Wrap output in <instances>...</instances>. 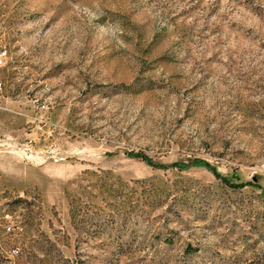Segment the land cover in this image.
Here are the masks:
<instances>
[{
	"label": "rangeland",
	"instance_id": "374dc122",
	"mask_svg": "<svg viewBox=\"0 0 264 264\" xmlns=\"http://www.w3.org/2000/svg\"><path fill=\"white\" fill-rule=\"evenodd\" d=\"M1 52L0 264H264V0H0Z\"/></svg>",
	"mask_w": 264,
	"mask_h": 264
},
{
	"label": "trees",
	"instance_id": "16d2710c",
	"mask_svg": "<svg viewBox=\"0 0 264 264\" xmlns=\"http://www.w3.org/2000/svg\"><path fill=\"white\" fill-rule=\"evenodd\" d=\"M142 160L144 162H146L147 164L151 165L150 162L148 160H146L145 158H142ZM193 164L206 168L213 175V177H215L216 179H220V180L223 179V181H225L226 184L229 185L230 187L239 188V187L243 186L244 183H248V182H241L239 180V175H237V174L230 175L229 176L230 178L229 177L228 178L221 177L215 172V170L209 164H207L204 161L196 160V161L193 162ZM263 183H264V176L258 182V184H257L258 186L257 187L259 189H264V184Z\"/></svg>",
	"mask_w": 264,
	"mask_h": 264
},
{
	"label": "built area",
	"instance_id": "2783aa9c",
	"mask_svg": "<svg viewBox=\"0 0 264 264\" xmlns=\"http://www.w3.org/2000/svg\"><path fill=\"white\" fill-rule=\"evenodd\" d=\"M3 55H4V52H1L0 53V57H2ZM0 64H1V60H0ZM6 230H9V228L7 227ZM14 255H16V250H14V249L10 250L9 251V256L12 257Z\"/></svg>",
	"mask_w": 264,
	"mask_h": 264
}]
</instances>
